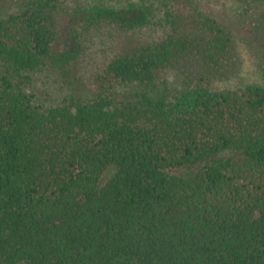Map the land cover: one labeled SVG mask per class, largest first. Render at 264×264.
<instances>
[{
  "label": "trees",
  "instance_id": "trees-1",
  "mask_svg": "<svg viewBox=\"0 0 264 264\" xmlns=\"http://www.w3.org/2000/svg\"><path fill=\"white\" fill-rule=\"evenodd\" d=\"M58 1L0 0V264H264V84L203 82L234 74V29L195 0L81 8L152 37L47 103L33 72L75 55L53 53Z\"/></svg>",
  "mask_w": 264,
  "mask_h": 264
},
{
  "label": "rangeland",
  "instance_id": "rangeland-1",
  "mask_svg": "<svg viewBox=\"0 0 264 264\" xmlns=\"http://www.w3.org/2000/svg\"><path fill=\"white\" fill-rule=\"evenodd\" d=\"M132 1L140 0H59L53 22L58 31V40L53 53L75 55L62 66H56L50 60L33 72L32 83L28 84L30 91L47 103H59L71 94L92 97L101 92L103 87L98 77L105 73L107 62L113 56L151 38L152 32L147 29L124 30L107 22L90 24L84 20L80 10L94 4L127 6ZM195 1L203 10L232 27L237 35V65L234 74L227 79L207 76L203 79L204 84L213 89L235 88L248 83L264 84V2ZM192 58L184 70L195 82L202 75L199 74L201 65L195 57ZM167 73L170 87L179 84L185 76L182 69L169 70ZM64 79L72 82H65Z\"/></svg>",
  "mask_w": 264,
  "mask_h": 264
}]
</instances>
